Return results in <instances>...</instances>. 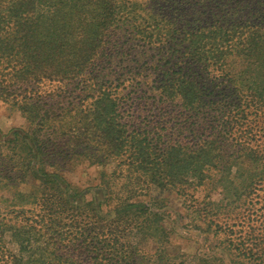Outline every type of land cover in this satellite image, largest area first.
Wrapping results in <instances>:
<instances>
[{"label": "trees", "instance_id": "trees-1", "mask_svg": "<svg viewBox=\"0 0 264 264\" xmlns=\"http://www.w3.org/2000/svg\"><path fill=\"white\" fill-rule=\"evenodd\" d=\"M148 1L0 0V101L25 122L0 140V264H186L152 191L217 190L225 177L229 202L264 201V0H197L190 19L184 0H158L169 15ZM128 28L163 50L152 99L177 106L168 120L130 126L100 85L106 46ZM51 82L78 99L51 110L36 88ZM76 156L101 166L89 189L61 175ZM263 207L235 238L227 211L210 230L221 248L264 264Z\"/></svg>", "mask_w": 264, "mask_h": 264}, {"label": "rangeland", "instance_id": "rangeland-1", "mask_svg": "<svg viewBox=\"0 0 264 264\" xmlns=\"http://www.w3.org/2000/svg\"><path fill=\"white\" fill-rule=\"evenodd\" d=\"M184 1L185 5L182 7L185 8V13L188 15L186 19H190L191 12L196 13L195 2L197 0ZM148 2L152 8L148 4L146 7L151 8L154 12L164 11V7L167 6V3L158 0H149ZM160 6L161 9H159ZM164 12L169 15L167 10ZM203 15L201 14L200 17L204 18ZM126 30L124 32L116 31L110 44L106 46L105 54L111 53L112 56L110 58L101 57V65L105 74L100 85L116 95L121 118L123 121L126 120L130 126H141L146 121L160 119V116L163 117V120H168L175 115L177 106L172 103H155L152 99L157 91L153 87V82L160 77L161 71L168 67V63H164L165 59L161 57L163 50L146 47L143 39L128 33L129 28ZM164 40L162 38L159 41L163 42ZM103 59L105 61H102ZM144 80L151 81V85L146 84ZM37 86L36 88L41 90L39 93L42 95V100L51 105V110L54 111H60L59 107L66 106V102L70 103L78 99V97L74 98L78 90L69 95L66 91H60V84L56 82L44 85L39 83ZM89 100L88 98L87 101ZM24 127V118L20 112L8 102L0 101V140L11 136L15 129ZM184 135L187 136V134ZM59 164L62 166V169L60 167L61 175L71 185L89 189L98 183L101 166L96 162L90 163L85 157L76 156L65 165ZM111 168V164H107L104 169L109 171ZM51 169L48 167L49 171ZM245 175L247 174L245 173ZM245 175L243 172L241 176ZM241 180V178H235L233 185L241 187ZM210 189L208 186H202L194 191L189 189L183 195L173 188L163 189L162 192L152 191L153 196L162 198L164 202V206L160 210L164 213L167 225L172 232L169 253L175 257L182 255L186 258V264H194L198 261L195 255L201 258L206 255L214 256L213 259L215 257L216 259L213 264H218V259L221 264H232V261L238 264H250L246 258L242 259L238 256L237 251L233 253L231 247L228 246L229 250L222 249L221 247L227 246L226 240L220 242L210 230L217 222H222L226 218V212L229 211L231 219L236 218L229 219L228 222L235 221L237 223L233 227L234 233L231 235L234 238L239 234L243 235L249 224L257 227L263 220V216L260 214L263 210L259 209V206L264 201L260 203V198H254L251 202L249 200L241 202L243 200L241 195L240 200L229 202L233 200L231 197L233 191L225 177H221V185L217 190ZM92 192V190H88L85 198L93 197ZM206 194L208 196L205 197ZM204 211L209 213L203 214ZM260 232L264 234V227Z\"/></svg>", "mask_w": 264, "mask_h": 264}]
</instances>
